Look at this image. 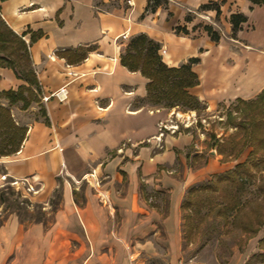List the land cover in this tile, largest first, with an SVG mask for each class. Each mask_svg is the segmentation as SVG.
Instances as JSON below:
<instances>
[{
  "label": "crops",
  "instance_id": "1",
  "mask_svg": "<svg viewBox=\"0 0 264 264\" xmlns=\"http://www.w3.org/2000/svg\"><path fill=\"white\" fill-rule=\"evenodd\" d=\"M209 1L219 2L218 16L200 8ZM146 3L0 0V19L15 33H24L39 85V104L10 108L27 131L15 153L0 156V186L1 176L27 179L44 209L51 192L60 191L51 221L23 224L10 216L0 225V264H147L138 252L152 250L159 256L156 250L162 245L169 250L167 263L176 260L185 190L226 163L216 154L197 166L189 164L203 145L191 126L172 131L170 118L195 112L140 103L146 79L121 65L119 55L131 36L145 33L165 48L162 59L168 65L199 57L192 65L198 84L189 91L206 111L220 102L252 99L264 89V8L249 0H167L165 7L141 18ZM194 8L218 19L223 35L217 42L203 29L190 34ZM232 13L246 17L235 35L228 21ZM186 16L191 20L185 21ZM178 25H185L188 33H177ZM79 46L90 49L77 62L57 53ZM25 84L10 67L0 66V91ZM62 85L67 88L65 100L42 101V95ZM162 124L165 128L160 129ZM197 134L202 140L204 133ZM65 169L80 180H69ZM87 173L94 180L84 178ZM142 187L153 190L156 199L162 197L165 209L148 202ZM263 233L264 227L252 244ZM246 257L247 252H234L228 264H242Z\"/></svg>",
  "mask_w": 264,
  "mask_h": 264
},
{
  "label": "rangeland",
  "instance_id": "2",
  "mask_svg": "<svg viewBox=\"0 0 264 264\" xmlns=\"http://www.w3.org/2000/svg\"><path fill=\"white\" fill-rule=\"evenodd\" d=\"M127 4L126 2L123 3V5ZM111 5L109 8L112 7ZM186 13L190 14L189 11H186ZM191 14L194 27L190 34L193 36L201 33L202 24L204 23L215 28L220 36L223 35L221 30L217 28V18H215V22V20L209 19L205 13L195 8ZM164 49V47H161L163 58L165 56ZM253 99L248 100L252 101ZM1 101L5 102V100ZM254 105H246L232 100L218 103L214 110L210 112L206 111V105L201 103V106H205V108L193 110L195 112L194 116L178 115L179 112H177L176 116L170 118V124H177L178 129L191 126L190 132L203 145L200 155L192 156L189 162L191 166H197L208 156L216 154L219 156L218 160L220 162L226 163L222 170L210 173L208 177L191 186L199 185L202 182H209L210 184L218 176L224 175L226 171L233 169L237 163L248 161L250 164V175L244 179L245 184L242 191L236 188L229 189V192L227 190L224 193L221 188L218 190L202 189L187 196L188 189L191 186L185 190L180 203V245L176 250V260L173 264H228L232 254L237 251L247 252V257L242 264H264V259L259 256L261 249L258 245V241L264 233L257 239V245L256 243L255 245L252 244L253 239L264 227L263 222L257 227L256 232L252 231L253 226L257 225L258 217H264V160H255L258 161V167L254 168L249 158H256L257 156H250V150L252 149L250 145L243 148L234 157V152L242 147L241 138L244 135L243 125L237 128L236 124L246 122V113L254 112L257 106ZM176 110L189 111L183 107H176ZM18 124L21 123L18 122ZM198 131L204 133L202 140L197 134ZM219 147L223 149L222 153L219 152ZM186 150L191 149L188 147ZM259 154L264 156V150L259 151L256 155ZM178 171H181L180 166H178ZM62 176L65 177V175H61L59 180H63ZM10 180L8 178L4 179L3 184L0 186V225L10 216H16L18 221L23 224L33 221H43L44 223L51 221L52 211L57 206L60 197L59 188L54 189L47 197L48 207L44 209L43 203L39 202L34 194L24 193L20 189H16L9 183ZM69 180L74 179L69 177ZM142 189L148 202L158 205L162 210L165 209L166 202H163L162 197L156 199L158 196L154 195L153 190L147 187H142ZM227 201H237L238 206L233 210H226L224 203ZM142 251V253L137 251L138 255L147 264L169 263V250L163 245L156 250L160 253L159 256L156 253L154 255L152 250L151 252ZM138 255L136 254L137 257Z\"/></svg>",
  "mask_w": 264,
  "mask_h": 264
},
{
  "label": "trees",
  "instance_id": "3",
  "mask_svg": "<svg viewBox=\"0 0 264 264\" xmlns=\"http://www.w3.org/2000/svg\"><path fill=\"white\" fill-rule=\"evenodd\" d=\"M249 1L262 5L264 8V0ZM166 3L167 0H147L140 17L142 18L145 13L154 12L158 6H165ZM200 8L212 9L215 11L216 16L220 13L219 2L216 1L202 4ZM190 20L189 16L185 17V21ZM245 20L246 17L241 13L230 14L228 21L231 24V35H235L240 28V24ZM174 29L177 33H188L185 25H178ZM202 29L212 41L217 42L219 40V32L210 24H203ZM23 34L15 33L0 19V66L10 67L16 77L26 82L25 85H20L16 89L0 91V156L15 153L19 149L27 131L26 126L15 122L10 110L11 106L19 104V108L25 110L32 103L39 102V85L36 75L30 67L28 44L22 38ZM39 35L40 33L31 35V41L35 40ZM160 47L159 42L147 34L138 33L127 40L119 55L121 65L129 71H138L146 79L145 96L138 101L143 104L164 108L183 107L185 110L194 111L205 108V106H201L202 102L189 91L191 87L198 84V76L192 69V65L199 62V57L191 56L185 62L176 66L168 65L162 59L159 52ZM89 49L90 47L79 46L76 49H61L57 53L70 62H77L86 56ZM1 100H5V102ZM235 100L246 105H257L254 112L246 113V122L244 124H236L237 128L243 125L244 135L241 138L242 147L234 152V157H236L243 148L249 145L252 146L250 156L257 157L249 158V161L256 168L258 167V161L264 160L262 154L256 155L259 151L264 150V89L252 101L241 98H236ZM38 111L44 121H47L45 111L41 106ZM219 152H223L221 147H219ZM249 172L250 164L248 161L237 163L233 169L226 171L224 175H220L216 180L212 181L210 183L212 184L211 186H208L210 185L209 182L191 186L188 189L187 196L202 189L218 190L221 188L224 193L227 190L229 192V189L236 188L242 191L245 184L244 179L250 175ZM237 206V201L224 203L226 210H233ZM263 222L264 217L259 216L257 225L253 226L252 231L256 232L257 227ZM258 245L261 249L259 256L264 259V235L259 239Z\"/></svg>",
  "mask_w": 264,
  "mask_h": 264
},
{
  "label": "built area",
  "instance_id": "4",
  "mask_svg": "<svg viewBox=\"0 0 264 264\" xmlns=\"http://www.w3.org/2000/svg\"><path fill=\"white\" fill-rule=\"evenodd\" d=\"M67 97V88L65 85H62L60 87H58L57 89L50 91L49 93L42 95L41 99L42 101H47L49 98H55L58 101H63L65 100ZM172 126H175L174 128H171L172 131H174L175 129H178L177 124H173ZM161 128H165V125L162 124L160 126ZM161 134V133H160ZM2 179H5V176H1ZM76 182V181H75ZM11 185H13L16 189H20L22 192L24 193H32L34 194L37 189L35 188V186L30 183L29 181H27V179H12L9 182Z\"/></svg>",
  "mask_w": 264,
  "mask_h": 264
},
{
  "label": "bare ground",
  "instance_id": "5",
  "mask_svg": "<svg viewBox=\"0 0 264 264\" xmlns=\"http://www.w3.org/2000/svg\"><path fill=\"white\" fill-rule=\"evenodd\" d=\"M66 174H69L70 175V173L68 172V170L67 169H65V170H63ZM76 182H78V180L79 179H77V178H75V177H73L72 175H70ZM86 176H87V178H89L90 180H94V175H92L91 173H87L85 176H84V178H86ZM12 180V179H11Z\"/></svg>",
  "mask_w": 264,
  "mask_h": 264
}]
</instances>
